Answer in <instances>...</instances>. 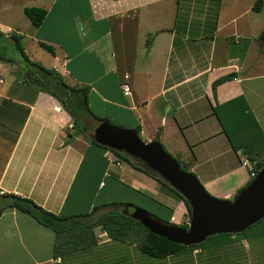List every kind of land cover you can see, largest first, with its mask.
I'll return each instance as SVG.
<instances>
[{
  "label": "crops",
  "instance_id": "obj_1",
  "mask_svg": "<svg viewBox=\"0 0 264 264\" xmlns=\"http://www.w3.org/2000/svg\"><path fill=\"white\" fill-rule=\"evenodd\" d=\"M47 7L44 21L33 25L35 40L55 45L53 60H48L52 66L43 65L58 71L61 62L63 76L73 80L70 85L87 87L96 115L125 128L140 126L141 137L149 132L146 141L158 139L177 155L183 149L165 141L182 140L193 154L184 161L188 170L199 169L216 196L232 198L249 182L250 159L234 148L213 110V104L244 96L264 134V23H252L249 7L216 10L208 0H50ZM193 22L198 25L192 27ZM0 30L8 39L13 33L1 22ZM18 66L0 56V70L10 73L8 80L0 77V85L6 84L0 99L8 105L0 131L10 134L0 142L9 149L0 160V206L10 202L5 194L14 193L72 217L123 202L113 187L126 184L114 170L124 163H111L105 150L91 142L100 121L85 115L82 128L90 138L84 147L77 144L81 134L74 131L71 114L50 93L24 81L30 71L20 75ZM233 72L238 76L220 84L214 96L212 84ZM205 165L214 176L202 170ZM153 183H148L151 189ZM56 241L55 231L28 213L8 208L0 216V264H62Z\"/></svg>",
  "mask_w": 264,
  "mask_h": 264
},
{
  "label": "trees",
  "instance_id": "obj_2",
  "mask_svg": "<svg viewBox=\"0 0 264 264\" xmlns=\"http://www.w3.org/2000/svg\"><path fill=\"white\" fill-rule=\"evenodd\" d=\"M263 5L264 0H256L253 6V10L261 11ZM24 12L34 26H39L44 21L48 13L45 8L37 6L25 7ZM20 37L21 36H18L16 34H11L10 36V38L15 41L18 50L22 54L23 61L27 64L30 71L28 73L29 75L26 73L28 76H25L26 78H24V81L28 80L29 82L35 83L39 90L46 91L53 95L71 114L73 119L74 131L77 134L85 132V129L82 128V123L84 122V119L86 117L85 115H90L100 122L104 119H108L110 120V122H112L111 119L100 117L92 111L89 106L87 87H76L70 85L55 69L47 68L42 63L32 60L22 46ZM6 39H8L7 36H5V33L0 30V40ZM40 44L44 49L52 53L55 52L53 46L43 41H40ZM237 76L238 74L236 72H233L218 78L212 84L214 96H216L217 88L220 84L228 80L235 79ZM213 110L214 113L218 116L234 148L236 150H242V152H244L252 162L251 168L249 170L250 174L252 172H255L257 174L261 166L264 165V162L259 161V159L253 158V155L256 156V153L259 152H256V146L250 147L248 143L251 142L250 140L256 138L257 134H261L260 137L264 139V134L260 133L261 130L258 121L254 116L252 110L250 109V106L245 97L238 96L223 104H213ZM252 127H256L257 131L254 130L253 132H248ZM136 129L140 133L141 127L138 126L136 127ZM245 131L249 133V135L246 134V139L241 140V142L238 144L234 143L233 137L237 134L241 135ZM91 142L103 148L105 152L108 149H111L96 142L93 138H91ZM111 150L114 151L115 154L119 156L123 161L128 162L135 169L153 177L158 183L162 184V186H164L165 188H168L173 194L184 201L188 209L189 218H191V206L188 200L185 199L181 193L175 190L157 173L150 170L148 167H145L141 163H138L137 161L142 162L140 159L134 158L124 152L115 149ZM254 152L256 153L254 154ZM182 168L188 170L187 166L185 167L184 165H182ZM252 179L253 177L250 178L249 182ZM129 187L133 188L131 186ZM0 196H4V194H0ZM5 197H9L10 202L6 205L0 206V216L6 209L16 208L30 214L39 223L54 230L57 236V241L55 244V254L57 257L65 256L68 254L70 255L74 251H78L97 244L98 238L95 234V230L97 227H100L104 231H106L111 236V238L129 243H137L139 248L144 253L156 258H167L186 251L203 249L204 247L214 248L220 243H227L228 241H232L231 238H236L237 235L240 234H215L208 237L207 240L200 244H192L187 246L181 243L172 242L166 237L157 235L156 233L145 227L139 220L133 218L126 212L127 207H133V209L131 210H134L135 205H133V202L130 201L108 203L102 206L94 207L91 212L85 215L64 217L61 214H57L45 209L31 198L14 193H7L5 194ZM112 205L115 206L116 209L103 211L105 208ZM166 209L168 214L167 218H162L157 214L151 212L150 214L168 224H175L171 221V218L174 216V208L166 206ZM95 216L97 217L92 219ZM84 218L87 220H85ZM182 226L188 227V223H183Z\"/></svg>",
  "mask_w": 264,
  "mask_h": 264
},
{
  "label": "rangeland",
  "instance_id": "obj_3",
  "mask_svg": "<svg viewBox=\"0 0 264 264\" xmlns=\"http://www.w3.org/2000/svg\"><path fill=\"white\" fill-rule=\"evenodd\" d=\"M49 1L50 0H0V22L3 25L12 26L13 30L10 32L13 33L11 34L21 36L20 42L24 49H27L28 55L32 60L44 65L52 66L50 63H48V60H53V53L44 49L41 44L35 40L33 37L34 26L24 12L25 7L31 6L44 7L47 9ZM185 2L195 3V0H185ZM255 2L256 0H208V3L211 6L213 5L216 10L219 9V6L222 7L225 5L231 6L233 8H241V10L247 9L249 7L251 10L248 17L252 23H257L258 21L264 23V5L261 12L253 11L252 7ZM51 4L52 2L49 5L51 6ZM184 6L191 5L185 4ZM190 14L198 15L196 11H191ZM184 24L185 19L181 17L179 25L184 26ZM195 25L197 26L198 23L193 22L191 24L192 27ZM197 38L200 39V37ZM200 41H202V39L199 40V42ZM45 43L49 45L51 44V46L53 45V48L55 46L53 43L47 41ZM60 51L61 49H56V53L60 54ZM0 56L13 60V62L18 64L19 66L17 67L16 72L20 73V75L23 74V70L28 71V66L23 61L22 54L18 50L15 41L12 38L0 40ZM57 67L64 80L68 83H73V80L69 74H65L63 76L64 67L61 65V62L57 63ZM13 68L14 66L11 68V70ZM0 77L8 80L10 78V73L2 72L0 70ZM4 86H6V84H1L0 88ZM7 109L8 105L1 100L0 116H2L4 112H7ZM254 130L257 131L256 127L250 128V131L248 132H253ZM248 132L245 131L241 135H235L233 137L234 143L238 144L241 142V140L246 139L247 135H249ZM80 134L81 135L77 138L76 143L84 147V142L90 137L85 132ZM142 138L145 141L148 140L149 132L144 131ZM179 138L182 139V136L180 135ZM9 139L10 134L8 132L0 131V140H2L0 142L5 143ZM250 141L251 142H249L248 145H250V147L256 146V152H259H254V154L256 153L257 155H253V158L264 162V142L262 141V138L257 134V137ZM165 143L168 146L176 145L179 150L183 149L181 155H177L173 151L172 147H165L171 155H173L181 162L182 165L186 167L187 165L184 163V161H188V159L193 158V154L183 147L181 144L182 140L171 137L168 141H165ZM8 150L9 149L2 147L0 143V160L2 154ZM120 160L122 163H124L123 166H114V170L118 174L119 178L123 180V183L131 185L133 188L126 186V184L120 183V186L117 184V186L113 187L114 191H116L115 194L117 200L126 202L131 201L133 202V205L142 207L162 218L168 217L166 206L170 204L172 208L177 211L176 215L174 214V216L177 218L176 220L179 218V220L183 223L190 221L188 209L184 201H182L168 188H165L157 181L153 183L152 180L144 176V174H141L138 170L132 168L128 162L123 161L122 159ZM137 162L144 165V163L140 161ZM249 162V164L252 165V162ZM202 170L205 172L207 171V174L214 176L215 172L211 171L210 165L203 166ZM194 171L196 172V175L198 174V178L205 186L204 178L200 173V170L198 169L197 171ZM129 172L132 173L129 174ZM125 174H128L129 176ZM134 179H137L140 183L134 182ZM141 183H153V188L151 189L149 184V186L146 187L145 185H141ZM208 192L212 194L209 190ZM212 195L216 196L214 194ZM216 197L223 198L220 196ZM131 209H133V207H131ZM109 210H114V208L108 206L103 211ZM97 216L93 217L92 219L96 218ZM95 234L98 238L97 244L78 251H74L70 255L64 256L62 264H264V219L248 228L246 232L238 234L236 238H231L232 241L220 243L214 248L204 247L203 249L190 250L167 258H156L150 256L144 253L135 242L129 243L111 238V236L100 227L96 228ZM104 240V244H98V242ZM142 258L144 260H140Z\"/></svg>",
  "mask_w": 264,
  "mask_h": 264
},
{
  "label": "water",
  "instance_id": "obj_4",
  "mask_svg": "<svg viewBox=\"0 0 264 264\" xmlns=\"http://www.w3.org/2000/svg\"><path fill=\"white\" fill-rule=\"evenodd\" d=\"M93 139L140 159L188 200L191 206L188 227L168 224L142 207L135 206L128 212L152 232L172 242L187 246L200 244L215 234L244 232L264 218V165L234 197L218 198L208 192L195 173L183 169L161 141H145L137 129L104 119L95 128Z\"/></svg>",
  "mask_w": 264,
  "mask_h": 264
},
{
  "label": "built area",
  "instance_id": "obj_5",
  "mask_svg": "<svg viewBox=\"0 0 264 264\" xmlns=\"http://www.w3.org/2000/svg\"><path fill=\"white\" fill-rule=\"evenodd\" d=\"M126 78H127V80H128L129 76L127 75ZM123 90H124V93L127 94V95L131 93L130 84H129L128 82H126V83L123 84ZM105 155H106L107 159H108L111 163H114V164L119 165V166L122 165V162H121L119 156H117V155L115 154V152L112 151L111 149H108V150L105 152ZM255 176H256V173H255V172H252V173H251V177H255ZM172 220H173V221H176L177 223H182L180 220H176L175 217H172Z\"/></svg>",
  "mask_w": 264,
  "mask_h": 264
},
{
  "label": "clouds",
  "instance_id": "obj_6",
  "mask_svg": "<svg viewBox=\"0 0 264 264\" xmlns=\"http://www.w3.org/2000/svg\"><path fill=\"white\" fill-rule=\"evenodd\" d=\"M112 149V148H111ZM120 158V157H119ZM121 159V158H120ZM254 178V177H253ZM0 194H4L2 191L0 192ZM173 217H175V216H173ZM176 218V217H175ZM177 219V218H176ZM189 219H191V218H189ZM171 221L173 222V223H175V224H178V225H181L182 226V224H183V222L182 223H177L176 221H173L172 220V218H171ZM190 222V221H189ZM189 222H187L188 223V225H189Z\"/></svg>",
  "mask_w": 264,
  "mask_h": 264
},
{
  "label": "flooded vegetation",
  "instance_id": "obj_7",
  "mask_svg": "<svg viewBox=\"0 0 264 264\" xmlns=\"http://www.w3.org/2000/svg\"><path fill=\"white\" fill-rule=\"evenodd\" d=\"M126 212H132L131 207L127 208Z\"/></svg>",
  "mask_w": 264,
  "mask_h": 264
}]
</instances>
